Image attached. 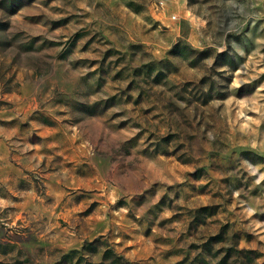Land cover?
<instances>
[{
    "label": "rangeland",
    "instance_id": "374dc122",
    "mask_svg": "<svg viewBox=\"0 0 264 264\" xmlns=\"http://www.w3.org/2000/svg\"><path fill=\"white\" fill-rule=\"evenodd\" d=\"M0 264H264V0H0Z\"/></svg>",
    "mask_w": 264,
    "mask_h": 264
}]
</instances>
